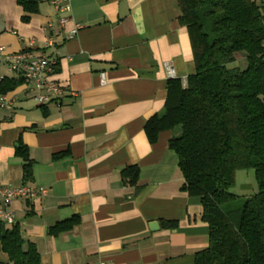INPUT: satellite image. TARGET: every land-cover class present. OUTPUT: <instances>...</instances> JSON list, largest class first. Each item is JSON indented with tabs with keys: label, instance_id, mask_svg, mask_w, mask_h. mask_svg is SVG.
Masks as SVG:
<instances>
[{
	"label": "crops",
	"instance_id": "1",
	"mask_svg": "<svg viewBox=\"0 0 264 264\" xmlns=\"http://www.w3.org/2000/svg\"><path fill=\"white\" fill-rule=\"evenodd\" d=\"M71 6L61 14L42 0L40 12L24 22L17 0H0V47L17 53L33 40L59 61L55 79L68 91L60 103L42 106L37 92L21 86L9 94L19 97L14 110L0 108V187L48 190L43 198L13 201L16 224L37 246L41 264H196L197 253L210 246L201 200L181 191L184 177L169 149L174 133L162 132L152 144L145 132L165 110L169 80L186 86L196 72L178 2L71 0ZM60 17L68 19L64 26ZM76 25L81 29L71 38ZM237 63H244L240 54ZM4 77L18 76L0 65ZM20 144L33 162L29 181L16 155ZM132 166L140 168L138 194L121 175ZM73 216L81 223L72 231L48 234ZM170 221L179 227H164ZM0 263L12 264L4 253Z\"/></svg>",
	"mask_w": 264,
	"mask_h": 264
},
{
	"label": "trees",
	"instance_id": "2",
	"mask_svg": "<svg viewBox=\"0 0 264 264\" xmlns=\"http://www.w3.org/2000/svg\"><path fill=\"white\" fill-rule=\"evenodd\" d=\"M29 22L42 0H17ZM179 24L187 28L196 66L184 86L168 82L161 115L145 127L155 144L165 131L174 133L169 149L178 157L182 190L199 198L202 220L210 230V246L197 253L196 264H264V5L257 0H177ZM246 68L231 67L237 56ZM25 83L21 77L0 78V96ZM29 149L20 144L24 180L33 178ZM62 154H56V158ZM240 171H254L258 190L238 200L233 190ZM124 184L142 191L140 168L121 172ZM81 223L80 216L57 223V237ZM177 229L178 221L164 223ZM0 253L12 264H41L34 243L25 241L19 225L0 222ZM1 264V263H0Z\"/></svg>",
	"mask_w": 264,
	"mask_h": 264
},
{
	"label": "built area",
	"instance_id": "3",
	"mask_svg": "<svg viewBox=\"0 0 264 264\" xmlns=\"http://www.w3.org/2000/svg\"><path fill=\"white\" fill-rule=\"evenodd\" d=\"M52 5L57 12L70 13L72 11L71 0H51ZM60 24L64 26L68 19L60 17ZM81 26L76 25L71 32V38H74ZM50 47L53 43L49 42ZM0 65H4L8 72L16 74L24 79L25 91L37 92V101L42 106L52 103H60L68 94V91L62 83L58 82L55 77L59 66L56 58L39 52L36 49V43L32 40L29 42L27 50L8 53L5 46L0 47ZM166 70L170 77H175V70L170 64H166ZM102 85H106L105 75L101 76ZM18 96L1 95L0 108L12 112L18 101ZM48 195V190L35 186L0 187V222L7 225L16 224V214L11 210L14 200L32 201L37 198H43ZM106 264V263H99Z\"/></svg>",
	"mask_w": 264,
	"mask_h": 264
},
{
	"label": "rangeland",
	"instance_id": "4",
	"mask_svg": "<svg viewBox=\"0 0 264 264\" xmlns=\"http://www.w3.org/2000/svg\"><path fill=\"white\" fill-rule=\"evenodd\" d=\"M257 2L260 5H264V0H257ZM231 67H239L242 69L246 68V64H240V63H236L234 65H232ZM236 188L233 190V192L235 193L236 197L238 198V200H242L245 197V191H248L249 187L254 188L257 192L258 190V184L256 181V177L254 175V171H240L238 172V174H236Z\"/></svg>",
	"mask_w": 264,
	"mask_h": 264
},
{
	"label": "water",
	"instance_id": "5",
	"mask_svg": "<svg viewBox=\"0 0 264 264\" xmlns=\"http://www.w3.org/2000/svg\"><path fill=\"white\" fill-rule=\"evenodd\" d=\"M154 228H159V225L157 222L153 223L152 226H151V229L153 230Z\"/></svg>",
	"mask_w": 264,
	"mask_h": 264
}]
</instances>
